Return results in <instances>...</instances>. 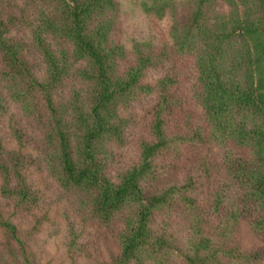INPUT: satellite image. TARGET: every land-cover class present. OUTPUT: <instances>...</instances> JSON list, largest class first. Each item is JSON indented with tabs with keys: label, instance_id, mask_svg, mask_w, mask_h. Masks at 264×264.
<instances>
[{
	"label": "rangeland",
	"instance_id": "1",
	"mask_svg": "<svg viewBox=\"0 0 264 264\" xmlns=\"http://www.w3.org/2000/svg\"><path fill=\"white\" fill-rule=\"evenodd\" d=\"M113 3L112 10H104L101 16L108 26L109 46L118 49L116 72L122 74L137 58L150 57L159 63L145 61L148 65L142 83L153 91L138 94L119 108L125 123L121 138L104 141L99 148L106 176L116 181L140 161V144L154 141L149 126L160 96L156 82L163 75L170 77L172 93L182 98L181 131L198 125L205 136L202 142L176 144L159 153L153 164L161 176L154 187L165 181L193 179V194L202 212L200 230L214 240L216 249L202 264H264V235L253 227L257 210L239 190L229 186L225 175L227 156L248 158L250 152L207 135V121L197 101L200 86L195 51H177L171 37L174 24L187 26L195 10H200L199 22L210 24L230 10L264 13L262 0H235L234 4L229 0ZM62 6L63 0H0V17L6 23L3 35L15 41L20 59L17 72L24 76L15 81L12 72L0 63V264H117L120 254L125 213L116 212L104 221L92 213L85 193L60 185L46 128L47 110L42 95L32 90V81L47 80L36 26L40 28L44 22L51 28L50 24L63 20ZM40 35L44 45L60 55L63 71L50 92L66 120L70 95L79 92L83 97L88 87L83 78L86 64L74 58L67 37L43 31ZM256 86L264 93V60L257 66ZM217 191L227 197L222 196L214 211ZM161 219L174 246L165 257L166 264H185L181 246L189 224L185 214L172 213Z\"/></svg>",
	"mask_w": 264,
	"mask_h": 264
},
{
	"label": "trees",
	"instance_id": "2",
	"mask_svg": "<svg viewBox=\"0 0 264 264\" xmlns=\"http://www.w3.org/2000/svg\"><path fill=\"white\" fill-rule=\"evenodd\" d=\"M113 5V0H63V20L50 24L51 28L44 22L40 28L36 26L47 80L32 81V90L42 95L47 110L46 128L57 178L63 188L85 193L98 218L107 221L116 212L125 213L117 264H166L165 257L174 246L161 218H169L172 213L185 214L189 223L181 244L185 264H202L216 249L214 240L200 230L202 212L193 194V179L165 181L154 187L161 176L153 164L155 157L176 144L202 142L205 136L198 125L181 131L182 98L172 93L170 77L163 75L156 82L160 96L149 126L154 141L140 144V161L116 181L104 172L99 148L104 141L121 138L125 123L119 108L138 94L153 91V87L142 83V78L147 63H159L150 57L137 58L125 72H116L118 49L109 46L108 26L101 16ZM199 18L200 10H195L187 26L174 24L173 45L177 51H195L200 86L197 101L207 121V135L250 152L248 158L226 157V182L253 203L257 210L253 227L264 235V93L256 86L257 66L264 60V13L249 15L230 10L210 24L199 22ZM5 31V20L0 17V63L12 72L15 81H20L24 76L17 72L18 50L15 41L3 35ZM42 31L67 37L74 58L86 64L83 78L88 87L83 97L79 92L70 95L66 120L50 92L63 71L60 55L44 45ZM170 126L174 132H170ZM223 195L227 197L225 192L217 191L214 211Z\"/></svg>",
	"mask_w": 264,
	"mask_h": 264
}]
</instances>
